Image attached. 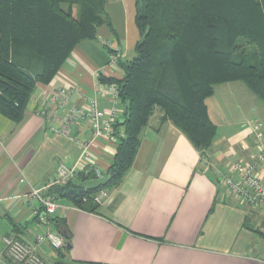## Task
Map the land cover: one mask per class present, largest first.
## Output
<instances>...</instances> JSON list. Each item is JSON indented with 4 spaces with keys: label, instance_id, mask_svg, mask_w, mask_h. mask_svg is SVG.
Listing matches in <instances>:
<instances>
[{
    "label": "crops",
    "instance_id": "1",
    "mask_svg": "<svg viewBox=\"0 0 264 264\" xmlns=\"http://www.w3.org/2000/svg\"><path fill=\"white\" fill-rule=\"evenodd\" d=\"M106 5L112 27L102 25L97 39L80 42L49 84H37L23 120L12 122L0 113V264H16L4 254L6 235L30 242L48 264H59L61 255L49 243L36 241L45 226L30 207L31 188L53 180L61 163L86 173L97 166L105 176L113 161L116 144L101 139L90 147L89 157L82 158L83 147L69 135L54 133L40 114L64 113L51 100L61 87L76 90L73 103L79 106L87 107L91 99L102 110L114 105L110 94H98L99 77H123L121 62L130 60L124 58H130L140 34L136 0H107ZM238 83L217 85L207 100L217 135L205 156L171 120L160 121L163 111L157 107L141 133L130 171L109 189V198L97 212L60 200L55 217L65 220L71 231L65 264H264V208L228 197L218 179V171H226L234 161H249L256 153L244 129L218 134L226 111L215 100L217 89L221 94L238 89L245 103L253 97ZM237 107L241 113L243 104ZM71 134L86 139L88 126L76 124ZM237 142L242 144L238 151L223 149Z\"/></svg>",
    "mask_w": 264,
    "mask_h": 264
},
{
    "label": "trees",
    "instance_id": "2",
    "mask_svg": "<svg viewBox=\"0 0 264 264\" xmlns=\"http://www.w3.org/2000/svg\"><path fill=\"white\" fill-rule=\"evenodd\" d=\"M106 3L0 0L3 116L21 122L37 84H49L80 42L97 39L102 25L112 27ZM135 24L140 40L135 56L121 62L123 77H99L118 87L124 120L115 127L125 131L106 173L111 179L101 188H114L126 177L155 108L163 111L161 122L171 120L205 156L217 135L207 105L217 85L242 82L264 101V0H136ZM95 178L94 171H79L46 193L97 212L100 204L91 195L101 188L85 186ZM51 223L70 243L66 221L54 216ZM56 251L65 264L66 247Z\"/></svg>",
    "mask_w": 264,
    "mask_h": 264
},
{
    "label": "built area",
    "instance_id": "3",
    "mask_svg": "<svg viewBox=\"0 0 264 264\" xmlns=\"http://www.w3.org/2000/svg\"><path fill=\"white\" fill-rule=\"evenodd\" d=\"M117 57V53L112 56V65L116 63ZM76 93L74 89L58 88L51 94V100L65 109L64 113L58 115L54 111L42 110L40 114L47 118L54 133L69 135L71 140L79 143L83 147L82 158H87L90 147L99 140L105 139L117 144L119 137L125 136L123 126L119 129L115 127L123 111L119 107V90L115 84L101 83L98 91L99 95L110 94L112 96L114 105L109 110L100 109L96 99L89 100L87 107L74 104L73 96ZM59 121L62 125H58ZM79 123L88 126L89 135L86 139L71 134L72 127ZM252 132L255 136L254 147L256 148L252 159L232 162L226 171H218V179L228 197H235L248 206L257 207L264 205V123H255ZM93 171L96 178L104 176L97 166ZM77 172L79 171L76 167L61 163L53 180L42 187H32L28 194L29 204L36 220L45 226V231L37 235L36 241L38 243L47 242L54 250L64 249L67 241L62 234L52 228L51 223V219L62 206L60 199L46 192L51 186L66 185L75 178ZM21 181H25V178ZM109 196V189L101 188L91 195V199L97 204H102ZM3 243L5 256L16 264H48L36 246L30 242L17 236L6 235Z\"/></svg>",
    "mask_w": 264,
    "mask_h": 264
},
{
    "label": "rangeland",
    "instance_id": "4",
    "mask_svg": "<svg viewBox=\"0 0 264 264\" xmlns=\"http://www.w3.org/2000/svg\"><path fill=\"white\" fill-rule=\"evenodd\" d=\"M108 6L106 5V11ZM109 13V12H107ZM131 28H136L135 25H131ZM140 37V36H139ZM131 56L124 58V60L127 59H132L135 56V51L133 50L131 52ZM133 56V57H132ZM238 84H241L243 86L242 82H239ZM219 87V86H217ZM215 87V89L217 88ZM246 88V87H245ZM218 93L215 98V100H218V106H221V109L225 112V115L222 114L221 116V121H222V126L220 127L218 134L222 131H226V135H232L233 133L240 131L241 129H244L243 132H248L247 139L253 143L255 141V136L254 133L252 132L253 125L257 122H262L264 123V101L259 98L257 95L253 94L250 99L248 98L247 102L245 103L244 101H241L240 96V91L237 90H230L228 92L221 91L222 94L220 93V89H217ZM235 91V92H232ZM242 112L237 109V105H242ZM226 107V108H225ZM216 105V109H217ZM226 109V110H225ZM219 110V108H218ZM214 114V110H213ZM237 143H230L227 145H224L223 149L225 151L229 149H234L235 151H238L241 145ZM264 208V205H262Z\"/></svg>",
    "mask_w": 264,
    "mask_h": 264
},
{
    "label": "water",
    "instance_id": "5",
    "mask_svg": "<svg viewBox=\"0 0 264 264\" xmlns=\"http://www.w3.org/2000/svg\"><path fill=\"white\" fill-rule=\"evenodd\" d=\"M204 148L201 147L200 150L202 151ZM111 179V175H106L101 178L90 179L85 182V186L88 190H93L97 188H101L105 186ZM68 247V243L66 245Z\"/></svg>",
    "mask_w": 264,
    "mask_h": 264
}]
</instances>
